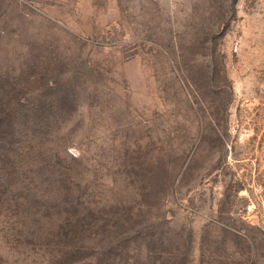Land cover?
<instances>
[{
    "label": "rangeland",
    "instance_id": "374dc122",
    "mask_svg": "<svg viewBox=\"0 0 264 264\" xmlns=\"http://www.w3.org/2000/svg\"><path fill=\"white\" fill-rule=\"evenodd\" d=\"M0 264H264V0H0Z\"/></svg>",
    "mask_w": 264,
    "mask_h": 264
}]
</instances>
